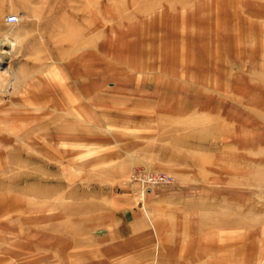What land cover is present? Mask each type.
<instances>
[{"label":"rangeland","instance_id":"obj_1","mask_svg":"<svg viewBox=\"0 0 264 264\" xmlns=\"http://www.w3.org/2000/svg\"><path fill=\"white\" fill-rule=\"evenodd\" d=\"M192 236L264 264V0H0V264Z\"/></svg>","mask_w":264,"mask_h":264},{"label":"crops","instance_id":"obj_2","mask_svg":"<svg viewBox=\"0 0 264 264\" xmlns=\"http://www.w3.org/2000/svg\"><path fill=\"white\" fill-rule=\"evenodd\" d=\"M11 23V22H10ZM160 226L162 225L161 222ZM168 223V224H167ZM167 225H170V227H177L183 225L182 222H166ZM163 228V227H162ZM242 233V231L240 232ZM209 234V232H208ZM199 237H190L189 240L183 241V240H175V241H165L161 242L158 245V264H211L212 259L216 260L221 255L214 254V252L218 249L217 246L219 244L212 243L210 239L207 240H199ZM117 249H135L136 245L134 244H128V245H115ZM105 248V247H104ZM95 247L92 248L94 250ZM96 250V249H95ZM99 250V246H98ZM238 250L241 252V246L238 248ZM74 257L78 256L77 253ZM94 254V253H93ZM73 256V255H72ZM97 258L99 257V252L97 253ZM92 260V259H91ZM93 261V260H92Z\"/></svg>","mask_w":264,"mask_h":264},{"label":"built area","instance_id":"obj_3","mask_svg":"<svg viewBox=\"0 0 264 264\" xmlns=\"http://www.w3.org/2000/svg\"><path fill=\"white\" fill-rule=\"evenodd\" d=\"M5 20L7 22H15L17 20V16L15 14H7L5 16ZM147 176V180H150V181H159V180H162L164 177V175L160 174V173H154V174H148V175H145Z\"/></svg>","mask_w":264,"mask_h":264},{"label":"bare ground","instance_id":"obj_4","mask_svg":"<svg viewBox=\"0 0 264 264\" xmlns=\"http://www.w3.org/2000/svg\"><path fill=\"white\" fill-rule=\"evenodd\" d=\"M3 68V67H2Z\"/></svg>","mask_w":264,"mask_h":264}]
</instances>
